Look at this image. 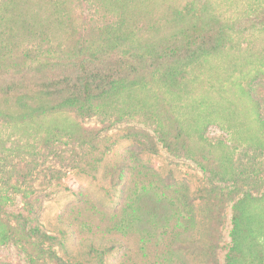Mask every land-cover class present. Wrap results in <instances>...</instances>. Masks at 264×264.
<instances>
[{
  "label": "rangeland",
  "instance_id": "1",
  "mask_svg": "<svg viewBox=\"0 0 264 264\" xmlns=\"http://www.w3.org/2000/svg\"><path fill=\"white\" fill-rule=\"evenodd\" d=\"M208 31L219 45L175 81L53 113L33 93L0 102V264H197L186 246L198 238L207 264H225L232 207L248 194L264 235V0H0V67L169 37L192 46ZM170 124L204 158L166 150Z\"/></svg>",
  "mask_w": 264,
  "mask_h": 264
},
{
  "label": "trees",
  "instance_id": "2",
  "mask_svg": "<svg viewBox=\"0 0 264 264\" xmlns=\"http://www.w3.org/2000/svg\"><path fill=\"white\" fill-rule=\"evenodd\" d=\"M219 42L220 36L208 31L192 46L179 45L169 37L159 46L146 44L123 49L111 44L95 52L77 49L52 64L43 63L33 69L12 74H7L0 67V102L16 93L22 94L24 98L38 96L39 103L31 106H35V110L42 114L88 108L121 90H135L147 82L152 83L157 77H169L175 81V70L216 49ZM66 131L71 138L77 136L78 139L83 133L78 132L75 124H71ZM158 133L159 142L169 152L184 151L188 155L204 158L205 144L197 150L192 149L190 145L194 141H189L183 129L176 124L173 127L172 124L160 126ZM143 137L147 140V145L149 144V151L156 153L157 149L148 135ZM248 198H251L249 194L243 196L232 207L231 246L226 254L225 264H264V235H256L257 232H253L249 225L245 210ZM35 236L45 241L52 239L38 231ZM205 245L206 242L201 238L189 240L187 243L186 248L197 264H207L202 257V254L206 255Z\"/></svg>",
  "mask_w": 264,
  "mask_h": 264
}]
</instances>
